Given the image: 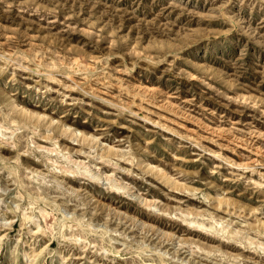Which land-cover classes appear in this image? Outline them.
<instances>
[{"label": "rangeland", "instance_id": "374dc122", "mask_svg": "<svg viewBox=\"0 0 264 264\" xmlns=\"http://www.w3.org/2000/svg\"><path fill=\"white\" fill-rule=\"evenodd\" d=\"M187 257L264 264V0H0V264Z\"/></svg>", "mask_w": 264, "mask_h": 264}, {"label": "bare ground", "instance_id": "6f19581e", "mask_svg": "<svg viewBox=\"0 0 264 264\" xmlns=\"http://www.w3.org/2000/svg\"><path fill=\"white\" fill-rule=\"evenodd\" d=\"M65 125L63 124L62 125V127H63V130H67L68 129V126L67 127H64ZM77 133H80V136L82 135V133L80 132V131H78V130H76V129H73L72 130V134L73 135H75V137L77 136ZM1 134L3 135V133L1 132ZM28 152L29 153H33L36 157H40V154L39 153H36L35 152V150H34V148L32 147V148H29L28 149ZM67 153V152H66ZM103 154H101L100 155V157H102L103 158ZM67 158V157H66ZM132 159V158H131ZM51 167H53V169H58V171L60 172L61 171V168H57L56 166H54L53 164L51 165ZM83 171H85V172H89V170H87V168L86 167H84L83 168ZM69 173H72V171H68ZM92 177H95V179H97L98 178V176H92ZM59 188V189H64V187L62 186V185H60V184H58V183H55L54 184V186H53V188ZM6 188V187H5ZM4 188V189H5ZM118 188H122L121 186H117V188L116 189H118ZM2 189V188H1ZM3 189V190H4ZM67 190V189H66ZM74 190V191H73ZM42 191H44V189L42 190ZM70 191L71 192H75V191H77V190H75V189H70ZM49 193H46V196H43L42 198H39V197H35L36 199H40V200H42L45 204H49V203H51L52 205L51 206H53L55 209H57V210H61V208L59 207L60 206V204L62 203L63 205H65V206H67V207H69L68 205L69 204H65V202H67L68 200H62V201H60V202H57V199H55V198H52V196H50V195H48ZM68 203V202H67ZM79 204H82L83 205V207H79L78 205ZM87 205H88V203H85V202H78L76 205H75V208H73L72 210H71V214H76V216H75V218H76V223L77 224H81L82 223V220H84V217H85V215H87V214H89V217H90V219L91 220H89L88 221V227L86 228V230L87 231H93V230H95V228H93L92 227V220L93 219H95V218H93V217H95V210L94 211H92L91 209H88V207H87ZM78 206V207H77ZM13 207H16V209H18L19 210V207H18V205L16 204L15 206H13ZM13 207H12V205H8V208H10L12 211H15L14 209H13ZM81 209H82V211H81ZM38 214L40 215V216H42V217H44L45 216V213L46 212H42L41 211V209H38ZM61 213V215H62V217H60V218H56V223H57V226H58V228L60 229V230H62V229H64L66 226H67V223H66V221H67V219L68 218H70V216H69V214H67L66 212H64L63 210L60 212ZM34 219V217L33 216H31V217H26L25 218V220H26V223H28V222H30V221H32ZM33 222L34 223H36L37 224V228H39V226H38V223H37V221H35V220H33ZM191 222H194V221H191ZM121 223V222H120ZM117 225V224H116ZM118 226V225H117ZM213 226L212 225H210L209 227H204V229L205 230H211V228H212ZM124 229V228H123ZM225 232H228V231H226L224 228H221V229H219L216 233H219V234H221V235H224V233ZM62 235H64V234H62ZM235 236L234 235H228L227 234V236H226V238H234ZM56 253V252H55ZM37 254H38V252H35L34 254H32V256L35 258V256H37ZM23 255L25 256V258H27V259H29V260H31V254H28L27 252H24L23 253ZM183 257H186V255H184ZM182 261V260H181ZM186 261L188 262V263H190V262H192V264H194L195 262L193 261V259L192 258H189V257H187V259H186Z\"/></svg>", "mask_w": 264, "mask_h": 264}]
</instances>
